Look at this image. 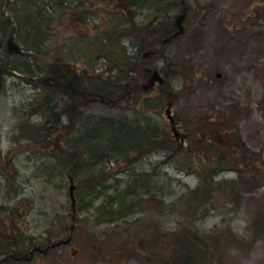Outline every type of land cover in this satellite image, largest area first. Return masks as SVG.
<instances>
[{"label": "rangeland", "instance_id": "374dc122", "mask_svg": "<svg viewBox=\"0 0 264 264\" xmlns=\"http://www.w3.org/2000/svg\"><path fill=\"white\" fill-rule=\"evenodd\" d=\"M178 2L181 7L174 14V23L184 11L191 15L181 22L185 33L174 41L156 34L155 40L141 41L143 50L128 40L120 42L126 46L128 59L136 60L134 77H141L145 68L151 77L153 71L165 67L168 79L161 73L167 86L158 83L146 90V103L137 104L134 99L124 108L111 105L112 100L88 98L73 110L67 102L55 100L57 107L66 106L67 111L60 125L51 126L53 144L48 153L45 144L32 140L31 129L26 127L42 125L40 114L28 115L39 90L20 72L5 74L0 96V234H11L17 242L22 237L25 250L29 237L33 246L44 249L54 241L72 238L71 244L47 255L38 254L24 264H175L170 260L176 254L181 256L182 250L197 251L193 246L197 238L206 239L210 251L217 246L219 250L217 259L208 253L207 259H199L197 264H264V0ZM140 14V24H148L153 17L148 10ZM100 20L95 18L96 23ZM84 26L70 18L64 20L58 44L68 49L69 42L78 39L81 47L73 49L77 59L71 69L82 78H97L109 65L102 59L105 51L97 47L83 51L85 45L79 38L85 33ZM10 29L0 17L4 41ZM123 35L121 32L119 37ZM152 43L155 46H150ZM163 53L168 63L162 60ZM10 56L2 48L0 66L8 65ZM50 56L44 61L48 65L53 60ZM114 73L117 71L111 76ZM108 77L109 73L104 74L103 80ZM93 83L92 91L97 93L100 83ZM148 84L147 79L141 81L139 89ZM169 104L175 126L166 115ZM70 116L80 120L92 117L93 122L96 117L121 120L119 125L129 124L131 130L154 132L156 142L141 155L132 153L128 161L118 159L122 154L93 161L76 146L87 128L82 123L76 131ZM211 124H220L225 131L215 133L221 129L211 128ZM175 128L179 138L174 135ZM183 136L190 145L183 146ZM167 142L170 146L165 149ZM59 144L66 153L68 145L81 153L72 175L76 183L90 176L107 183L97 200L96 193L87 188L75 191L78 226L73 234L71 175L67 165L54 158L59 155ZM234 146L240 147L241 159L232 167L225 165L232 169L213 175V180L222 182V189L197 203L193 191L201 183L203 169L194 170V160L203 159L201 168H214L218 166L212 162L215 153L228 154ZM65 155L67 162H76L77 156ZM142 179L149 183V191L142 187ZM127 188H136L127 199L130 212L108 224L100 210L102 204L109 195Z\"/></svg>", "mask_w": 264, "mask_h": 264}, {"label": "trees", "instance_id": "16d2710c", "mask_svg": "<svg viewBox=\"0 0 264 264\" xmlns=\"http://www.w3.org/2000/svg\"><path fill=\"white\" fill-rule=\"evenodd\" d=\"M180 7L178 0H0V17L4 19L6 25H10L9 21L11 20L10 26L15 29L17 40L25 50L24 55H11V62H8V65H1V67L7 74L20 72L24 75V79H26L27 83L34 85L39 90L38 97L36 98L37 101L35 100V102L30 105L28 115L37 113L40 114L43 120L41 126L36 124L26 125V127L31 129L30 134L32 140L40 145L45 144L47 148L46 146H44V148L47 150V153L52 147L53 140L50 138V132L52 131L50 130L51 126H56V124L60 125V119H62L67 111L66 106L57 107L56 104H54L55 100L59 103L60 101L67 102L73 110L79 107L83 100L85 101L88 98L93 100L99 99V102L102 100H109V102H111L112 100L113 102L111 105L114 106L113 103H115L116 106H121L122 108L131 101H134V99L137 104L143 105V103H146L148 101L146 96L148 91L142 88L139 89V86L141 81L146 79L149 80L151 72L145 68V70L140 73L141 77H134L136 73L134 68L137 66L136 60L128 59L129 56L126 52V46L121 45L120 42L121 40L123 41V39L125 41L128 40L133 47L138 48L139 46V48L143 50L144 46L141 41L148 38L155 40L156 34H160L162 36L161 38H165L164 40L173 38L172 36L178 32V22L177 24L174 23V14L177 13L176 10L180 11ZM143 10L150 11L153 16L148 24H140V22H138V17ZM257 12L260 13L259 10ZM189 13L188 11L183 12L185 16H190L191 14L189 15ZM6 15H8L7 18L5 17ZM96 17L101 18L100 22H95ZM67 18L72 19L75 24H85V33L82 32L83 34L81 38H79V43L82 42V44L85 45L83 49L85 53L89 49L90 51L94 50L92 47H97L105 51L102 54V59L109 67H106V71L100 73L97 78L89 75H84L82 78L80 75H77L74 70L72 71L70 64L76 63L77 59L73 55L75 52L73 49L76 47L79 48L80 44H78V39H74L69 42L70 45H67L68 49L65 48V45L62 47L59 45L61 43V28L64 26V20H67ZM177 18L179 19L180 17ZM111 19H114V22H112L113 24L110 23ZM121 32L124 34L122 38L119 37ZM128 36H132L137 40L130 41ZM52 40L54 42H52ZM174 40L175 39H172L171 41ZM154 44L155 43H152L150 46H155ZM88 46L91 47L87 48ZM97 48H95V50H99ZM112 49L113 51L111 53L110 51ZM115 54L117 55L115 56ZM49 56L51 58L53 57L52 62L49 63L50 65L44 62ZM161 57L162 60L168 63L166 53H163ZM89 66L92 70L95 69L92 64H89ZM170 66L173 67V64ZM157 68L159 67H154V69ZM164 69L165 67L159 68V70L164 73L167 80V75L169 74H165ZM114 70L117 71V73L111 76L110 73ZM108 73L109 77L103 80L104 74ZM93 81L100 83L98 85L100 88L97 89V93L92 91L94 86ZM165 86H167V83L162 87ZM52 90L55 91L53 97L49 95V92H52ZM73 113L75 114V112ZM69 118L70 121H74L76 131L80 129L79 125L82 123L83 127L87 128L88 131L85 135L83 134L82 139L78 140L76 146L80 145L93 161L103 159L106 156H109V160H111V156L113 157L121 154L122 155L118 157V159L120 158L121 160L128 161L132 153L140 152L139 155H141L145 152L144 148L156 142L157 137L154 136V132L147 130L142 131L137 128L136 130L134 128L131 130L129 129V124L125 123L119 125L120 122H123L121 120H119V122L112 118L96 117L93 122L92 117L91 119H81L83 121L78 117L73 118L70 116ZM232 125L233 123L231 124L230 122V126ZM211 126V128L218 126V128L221 129L216 130L215 133L225 131L224 127L220 126V124H211ZM70 131L71 130H69V134ZM213 133L214 132H212V134ZM187 144L190 145V143ZM59 145L60 147L57 148L59 155L54 158H58L57 161L67 165L68 170L70 169V178L74 181V176L72 175L75 171V167L79 164L81 153L75 150L72 151L69 145L68 148L66 146V153L64 146L61 144ZM171 145L174 147L172 141ZM168 146H170V143H165V149H168ZM188 148L189 147L186 149L187 151ZM239 152L240 147L238 148V146H234L230 152H228V154L231 153L229 156L223 152L221 153L219 150V153H215V157L213 156L212 159V162H215L213 164L218 163V166L215 165L214 168H206L205 166L201 168L199 165H201L200 162H202L203 159H199V162L194 160V164L196 163L197 167L194 166L195 168L193 169L197 171L203 169V173H200L201 183L193 191L197 203H201L202 200L208 198L209 194H215L222 189V182L213 180V175L214 173L223 172L224 169H232L225 168V165L232 167L231 164L240 160L241 155ZM65 154H69L70 156L72 154L74 157L77 156L75 157L76 162H67ZM189 154L191 153H188V155ZM209 170L212 172H207ZM101 181L102 179L99 178V176H90L84 181H78L77 183L74 181L73 183L77 187L76 190L80 189V187H84L87 188L91 194L96 193L94 194V200H97L99 199L98 195L103 193L104 186L107 184ZM142 181V187L149 191V189H147L149 183L144 179H142ZM135 190L136 188L133 190L127 188L118 192L117 195H109L100 208L102 214L107 218L105 222L114 224L116 216L125 217L130 212L132 206H127L129 202L127 199L136 193H134ZM71 220L72 227L70 228V232L73 234L78 226V220L77 217L74 218L73 210ZM73 227L74 230H72ZM19 231H21V228ZM22 232L24 231H21V234ZM31 241V237L26 241V243H30V248L33 246ZM57 242L59 241L49 243L48 246ZM193 243L197 251L182 250L181 256L176 254L170 261H174L175 264H197L199 259H207L208 253L212 254L214 260L217 259V253L219 251L218 246L213 252L210 251L207 244L208 242L204 238H197ZM23 246L22 244V247ZM213 264H215V262H213Z\"/></svg>", "mask_w": 264, "mask_h": 264}, {"label": "flooded vegetation", "instance_id": "af4514ba", "mask_svg": "<svg viewBox=\"0 0 264 264\" xmlns=\"http://www.w3.org/2000/svg\"><path fill=\"white\" fill-rule=\"evenodd\" d=\"M15 37L17 38L16 35ZM1 40L4 42L5 45L6 41H4L2 38ZM2 73L3 75H5L3 68ZM182 138L185 139V136H183ZM184 145H187L186 140ZM13 240H15V238L11 236V234H0V264H20L24 262H31L34 257H36V255L42 254V246L40 245H34L30 248V243L27 242V248H29L25 250L21 244L23 240H20L19 242Z\"/></svg>", "mask_w": 264, "mask_h": 264}, {"label": "water", "instance_id": "95a60500", "mask_svg": "<svg viewBox=\"0 0 264 264\" xmlns=\"http://www.w3.org/2000/svg\"><path fill=\"white\" fill-rule=\"evenodd\" d=\"M184 17L185 16H182L180 19H178L179 32H177L175 34V36H174L175 38L178 37V36H181L184 33V28H182V26H181V22L183 21ZM10 22H11V20H10ZM1 46H2V42L0 41V48H1ZM7 50L11 54H15V53L22 54L23 53L22 47L15 40L14 29H12L10 39L7 42ZM217 77L220 78L221 75L219 74ZM164 81H165L164 78L160 75V73L158 71H156L151 77L150 84L147 85L145 87V89H150V88L154 87L156 85V83L163 84ZM1 87H2V69L0 68V91H1ZM166 113H167V116L170 119V121L174 122V119H173V116H172L170 108L167 110ZM176 135L178 136V132H176ZM75 190H76V186L74 184H72V186L70 187V197H71V200H72V208H73L74 213L76 211ZM74 218H75V215H74ZM70 242H71V239H68L64 243L65 244H69ZM61 243L62 242L54 244L53 246L48 247L46 249V253L49 252L51 248H54L55 246L61 245Z\"/></svg>", "mask_w": 264, "mask_h": 264}, {"label": "bare ground", "instance_id": "6f19581e", "mask_svg": "<svg viewBox=\"0 0 264 264\" xmlns=\"http://www.w3.org/2000/svg\"><path fill=\"white\" fill-rule=\"evenodd\" d=\"M10 23V22H9Z\"/></svg>", "mask_w": 264, "mask_h": 264}]
</instances>
